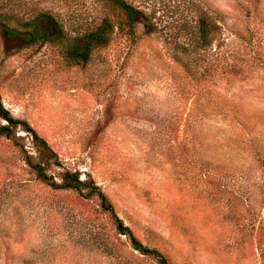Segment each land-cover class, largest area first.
<instances>
[{"label": "rangeland", "instance_id": "obj_1", "mask_svg": "<svg viewBox=\"0 0 264 264\" xmlns=\"http://www.w3.org/2000/svg\"><path fill=\"white\" fill-rule=\"evenodd\" d=\"M129 1L158 9L168 35L116 31L74 64L63 45L0 34V99L33 130L0 135V264H158L87 187L54 188L27 158L57 182L77 172L169 264H264V0ZM82 2L73 21L95 13ZM202 14L215 29L195 42Z\"/></svg>", "mask_w": 264, "mask_h": 264}, {"label": "trees", "instance_id": "obj_2", "mask_svg": "<svg viewBox=\"0 0 264 264\" xmlns=\"http://www.w3.org/2000/svg\"><path fill=\"white\" fill-rule=\"evenodd\" d=\"M73 2L74 0H0V34L6 40L18 41L20 48L46 43L63 45L66 57L72 63L83 64L90 59L93 50L106 44L116 31L123 36L134 37L136 27L142 24L150 31H160L167 35L169 33L160 14L156 15V8H143L129 0H92L95 13H86L81 20L73 21L75 11L79 14L82 11L78 10L85 12L89 9L85 2ZM190 25L194 28L190 38L195 42L208 41L210 33L215 29L214 21L204 14L196 17L194 24ZM242 61L251 63L255 61V57L251 55ZM222 65L224 73L228 74L233 62L225 60ZM234 66L239 69L243 67L236 61ZM19 125H24L25 130L30 129L26 122L13 116L0 99V135L15 136ZM33 138L39 152L46 159L56 156L42 137L33 132ZM27 163L40 180L54 188H73L80 191L87 187L86 197L96 195L101 208L109 212L117 231L125 235L133 250L155 258L158 264H169L159 250L138 239L130 226L115 212L107 196L97 188L87 186L80 180L77 172L65 169L61 174V181L57 182L47 175L42 162H33L27 158Z\"/></svg>", "mask_w": 264, "mask_h": 264}]
</instances>
